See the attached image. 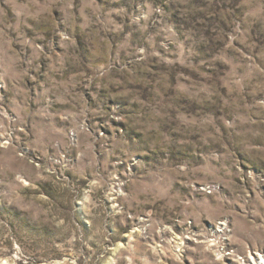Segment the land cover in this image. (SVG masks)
<instances>
[{
    "label": "rangeland",
    "instance_id": "rangeland-1",
    "mask_svg": "<svg viewBox=\"0 0 264 264\" xmlns=\"http://www.w3.org/2000/svg\"><path fill=\"white\" fill-rule=\"evenodd\" d=\"M0 264H264V0H0Z\"/></svg>",
    "mask_w": 264,
    "mask_h": 264
}]
</instances>
